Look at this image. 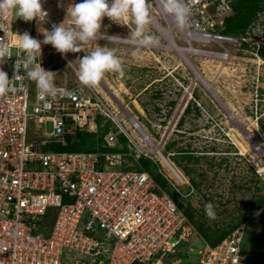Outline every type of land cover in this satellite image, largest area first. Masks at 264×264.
Instances as JSON below:
<instances>
[{
    "label": "built area",
    "instance_id": "built-area-1",
    "mask_svg": "<svg viewBox=\"0 0 264 264\" xmlns=\"http://www.w3.org/2000/svg\"><path fill=\"white\" fill-rule=\"evenodd\" d=\"M66 1L42 0L49 15L43 22L29 21L28 33L42 42L43 29L51 31L62 21L69 26ZM231 1L184 0L191 11L183 30L161 8L166 23L171 21L187 43L180 46L166 38L170 49L196 53L199 49L193 42L216 44L214 50H204L205 54L227 64L232 56L224 43L249 44L255 49V64H263L259 55L263 37L254 38L250 30L264 10L239 35H225L220 29L231 13ZM13 18L14 12L0 13V37L13 56L0 68L12 78L16 61L21 65L11 90L0 95V264H178L181 258L170 260L169 256L192 235H200L138 161L143 156L157 164L158 173L178 192V183L189 182L175 165L176 174L164 163L163 158L169 159L172 153L164 156L127 108L115 105L94 87L54 82L55 94L42 99L23 68V52L15 47L17 34L23 33ZM48 46L49 53L69 65L80 58L79 52L62 56ZM69 54L76 58L70 60ZM40 63L43 67L41 58ZM189 96L197 100L192 92ZM98 116L103 118L102 125L111 122L101 146L117 150L47 147L52 142L65 144L66 135L74 138L80 130L97 132ZM46 121L51 123L50 131L42 126ZM119 135L125 138L127 150ZM50 211L53 221L47 228L43 218ZM246 226V221L241 223L215 246L204 241L197 264H245L241 244Z\"/></svg>",
    "mask_w": 264,
    "mask_h": 264
},
{
    "label": "rangeland",
    "instance_id": "rangeland-1",
    "mask_svg": "<svg viewBox=\"0 0 264 264\" xmlns=\"http://www.w3.org/2000/svg\"><path fill=\"white\" fill-rule=\"evenodd\" d=\"M79 2L67 0L65 6ZM151 15L154 19L146 27V33L156 36L158 45L142 46L133 40L131 33L135 25L131 21L123 25L104 17L97 37L81 45L84 51L79 56L97 46L115 50L123 65V77L106 73L94 88L115 105L127 108L164 156L172 153L168 160L189 182L178 183L182 199L176 202L183 208L190 204L196 222L226 228L236 219L247 217L241 244L242 260L245 264H264V210L250 215L253 201L264 196V62L255 64V49L249 44L244 47L224 43L232 56L227 64L205 54L204 50L217 47L208 42H193L200 52H185L182 56L170 49L166 37L180 46L187 43L171 21L166 23L156 0H151ZM259 16L250 32L254 38L263 37L264 41V14ZM13 19L20 33L29 32V21L16 18L15 13ZM68 19L71 25V17ZM42 45L43 68L55 72L54 82L66 80L69 84H81L76 75L79 60L69 65L49 53L48 44ZM73 57L76 58L69 54L70 60ZM184 61L193 68L190 70ZM194 70L211 84L210 89L196 76L194 79ZM31 108L30 102L29 111ZM42 126L51 130L48 121ZM172 142L173 146L168 149ZM177 150L182 151L177 153ZM183 154L193 156V161L186 160ZM208 202L215 206V219L205 215L204 206ZM201 239L192 235L169 259L181 257L197 264Z\"/></svg>",
    "mask_w": 264,
    "mask_h": 264
},
{
    "label": "clouds",
    "instance_id": "clouds-1",
    "mask_svg": "<svg viewBox=\"0 0 264 264\" xmlns=\"http://www.w3.org/2000/svg\"><path fill=\"white\" fill-rule=\"evenodd\" d=\"M159 2L163 12L172 16L176 26L183 30L191 11L188 4L184 0H159ZM57 6L60 7L61 4L58 2ZM5 11L14 12L16 18H22L26 22L34 19L43 22L49 15L42 6V0H0V13ZM66 14L72 19L71 25L65 26L62 21L54 24L51 31L38 29L39 31L43 29L42 42L27 31L17 34L15 47L24 54L23 68L27 77L35 82L42 99L55 94V72L45 70L41 66V43L51 44L62 56L69 52L84 51L81 45L97 37L104 17L123 25H128L131 21L135 25L131 33L132 39L139 41L142 46H155L160 42L156 36L146 33V27L151 22V0H81L67 7ZM11 57L13 56L10 46L3 37H0V64ZM78 59L79 67L76 75L84 86L99 85L105 74L109 72L117 73L121 77L124 75L122 62L114 49L97 46ZM20 66L16 61L12 78L0 68V95L11 90L12 80ZM214 208L211 202L204 206L205 215L209 219H215ZM234 264L239 262L234 261Z\"/></svg>",
    "mask_w": 264,
    "mask_h": 264
},
{
    "label": "trees",
    "instance_id": "trees-1",
    "mask_svg": "<svg viewBox=\"0 0 264 264\" xmlns=\"http://www.w3.org/2000/svg\"><path fill=\"white\" fill-rule=\"evenodd\" d=\"M264 10V0H232L231 1V13L225 18L223 27L220 29L225 35H239L242 33L256 18L257 13ZM247 46V44H244ZM261 55L264 57V47L260 49ZM196 107V106H194ZM197 110V109H196ZM189 111V107L186 109ZM98 132H88V131H77L75 137L72 138L70 135L65 136V144L59 142H52L47 145L48 148H53L55 150L64 151H111L117 150L116 147H102V135L105 134L110 128V121H106L103 125V118L101 116L97 117ZM119 140L124 143L123 149L127 150L125 146V138L119 135ZM173 142L167 146L171 148ZM182 150H177V153H181ZM174 155V154H173ZM184 155V154H183ZM188 161H193V156L186 154L183 156ZM198 160V159H197ZM141 167L148 171L153 177L155 182L172 197L175 201L182 199L180 194L176 192L157 171L156 165L153 161L148 158L140 157L138 159ZM178 204V207L183 211L185 216L194 224L198 234L201 238L208 243L210 246H215L219 243L225 236H227L235 227L241 223L247 221V217H241L231 222L226 228H218L214 226H205L201 222L195 221V212L190 204L183 208L182 204ZM259 209L264 210V196H259L253 201V207L250 211V215L257 212ZM48 228L53 221V214L48 212V214L43 218ZM186 254V253H184ZM174 254H172L173 256ZM181 258V257H180ZM137 264V263H136ZM139 264V263H138ZM178 264H190L189 261L182 258Z\"/></svg>",
    "mask_w": 264,
    "mask_h": 264
},
{
    "label": "bare ground",
    "instance_id": "bare-ground-1",
    "mask_svg": "<svg viewBox=\"0 0 264 264\" xmlns=\"http://www.w3.org/2000/svg\"><path fill=\"white\" fill-rule=\"evenodd\" d=\"M152 17H153V16L151 15V19H154V18H152ZM153 23H155V22H153ZM167 35H168V34H167ZM167 35H166V36H167ZM166 38H167V37H166ZM169 38H170V37H169ZM166 41H167V40H166ZM177 51H178L179 54H182V56L185 55V52H186V53L188 52V50H186V49H181V48H177ZM182 58H183V57H182ZM190 64H191V63H190ZM191 66H192V65H191ZM192 68H193V67H192ZM192 68H191V69H192ZM194 73H195V76H196L198 79H200L208 89L211 88V84L208 83L207 80L204 79L202 76H200V74H199L196 70H194ZM211 90H212V89H211ZM163 161H164V163H166V165H167L168 167H170V170H171L174 174L177 173V171H176V169L174 168V166L172 165L171 161H169L166 157L163 158Z\"/></svg>",
    "mask_w": 264,
    "mask_h": 264
},
{
    "label": "crops",
    "instance_id": "crops-1",
    "mask_svg": "<svg viewBox=\"0 0 264 264\" xmlns=\"http://www.w3.org/2000/svg\"><path fill=\"white\" fill-rule=\"evenodd\" d=\"M247 224H248V221H247ZM199 238H200V236H199ZM201 241H202V242H201V243H202L201 247H202V246H203V242H204V240L201 239ZM199 250H200V249H199ZM199 250H198V251H199Z\"/></svg>",
    "mask_w": 264,
    "mask_h": 264
}]
</instances>
